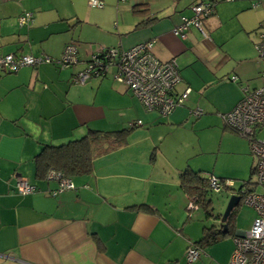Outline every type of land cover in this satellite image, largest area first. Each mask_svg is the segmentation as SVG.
<instances>
[{
    "label": "crops",
    "instance_id": "1",
    "mask_svg": "<svg viewBox=\"0 0 264 264\" xmlns=\"http://www.w3.org/2000/svg\"><path fill=\"white\" fill-rule=\"evenodd\" d=\"M98 1L103 6L114 0ZM162 1L127 0L130 5L117 10L119 30L107 48L150 42L159 61H175L181 82L174 91L189 88L190 94L166 116L147 111L114 81L113 70L84 84L73 82L91 59L86 43L81 58L82 42L75 40L77 27L89 22V12H78L76 0H0V57L30 54L58 62L64 48L77 43L75 67L40 63L14 73L0 70V264H181L187 248L202 237L203 229L196 240L187 226L200 209L187 211L179 187L187 163L179 154L178 131L221 118L243 98L242 89L260 85L263 65L254 47L264 6L221 0L231 10L224 17L213 0L214 13L202 19L201 30L189 27L181 36L175 30L182 17H190L186 11L211 0ZM83 2L90 7L89 0ZM26 13L32 21L20 27L18 18ZM194 110L202 114L191 116ZM129 126L123 146L95 158L89 174L69 179L73 189L53 194L56 180L35 178L33 159L42 146L79 139L89 130ZM21 179L35 191L17 193ZM202 253L204 248L191 264Z\"/></svg>",
    "mask_w": 264,
    "mask_h": 264
},
{
    "label": "built area",
    "instance_id": "2",
    "mask_svg": "<svg viewBox=\"0 0 264 264\" xmlns=\"http://www.w3.org/2000/svg\"><path fill=\"white\" fill-rule=\"evenodd\" d=\"M123 1V0H122ZM228 2L232 0H227ZM254 5H263L264 0H251ZM90 7L100 8L98 0H89ZM192 16L182 17L180 26L175 34L184 36L189 27L201 30L202 19L211 13L208 3H199L191 7ZM31 15L26 13L18 18V25L31 23ZM152 43L145 42L134 45L127 50L115 48H100L91 55L83 70L73 76V82L84 84L89 78L104 77L113 70L112 78L120 85H124L136 97L147 111H158L162 116L170 114L176 107H180L187 100L190 89L175 93V88L181 82L179 70L172 59L167 62L159 61L151 52ZM255 51L264 66V25L258 34ZM40 63H53L59 68H68L77 63L76 44H68L63 51L62 58L53 62L46 56H33L30 54L6 55L0 57V70L14 73L22 67H35ZM236 82V77H231ZM243 98L228 113L220 117L226 128L250 142V148L255 157L254 174L258 184L264 183V67L260 74V86L247 90L242 89ZM190 114L199 117L200 110L190 111ZM140 125V121L136 123ZM261 134L262 137H258ZM53 177V174L49 176ZM209 188L213 192H220L229 187L215 176L207 174ZM55 193L73 189L70 181H60ZM17 193L27 195L35 188L24 180L16 184ZM235 195L239 196L245 204L252 207L255 217L247 232L240 233L233 238L234 249L228 264H264V195H258L253 190L239 189ZM187 211L197 209L193 201L187 202ZM202 249L190 245L185 254L188 263H194L200 256Z\"/></svg>",
    "mask_w": 264,
    "mask_h": 264
},
{
    "label": "rangeland",
    "instance_id": "3",
    "mask_svg": "<svg viewBox=\"0 0 264 264\" xmlns=\"http://www.w3.org/2000/svg\"><path fill=\"white\" fill-rule=\"evenodd\" d=\"M76 1L75 6L78 12H89L87 13L89 22L85 21L86 23L83 24L82 28L81 25L77 27L75 37V40L84 43H79V50L82 52L81 58L83 59L86 45L89 49L90 57L94 52L100 50V48H107V46H109L108 44L116 38L112 35L119 30L118 22L115 19L116 14H119L118 11L124 10L125 8L123 7L129 3L127 0H114L111 5H109L107 1H104L105 3H103L104 5L102 7L92 8L89 7L86 2L82 3L83 0ZM216 1V4L222 5L220 7L222 16L229 17L231 10L223 6L226 2H221V0ZM158 2L163 4L165 1L158 0ZM186 12H188L187 14L189 16H192V11L190 9ZM234 42L235 41H233L232 44H234ZM261 63L263 65V62ZM73 66L75 67L77 64ZM257 84L258 81L254 85L256 86ZM224 92L226 96H231L232 94V91L229 92L226 89H224ZM212 114L215 115V111H213ZM203 117H206L205 114L201 119H203ZM197 122L199 123L196 124L193 130L188 129L187 131L181 129V131H178L181 136V149L179 148L181 160L186 161V166H190L194 171H199L201 175L205 176V174H211L217 177L229 188H224L217 193L207 190L205 196L210 202V212L212 215L209 219L205 218L206 215L203 210L193 211L187 226L190 228L189 232L191 231V237L193 238L194 236L196 240L200 237L204 227H211L214 222L225 214L230 198L234 196L239 189H254L255 194L264 195V183L258 184L253 172L255 157L251 152L249 140L239 136L229 128H226L224 122L221 118H218V116L216 119L211 118ZM258 137H262L261 134H259ZM172 143L175 144L176 141L172 140L170 145H173ZM254 217L255 213L252 207L245 204L243 200H240L237 207H235L232 217V234L226 239L218 240L204 247L206 254L202 253V258L195 264H228L234 249L233 237L237 233L247 232L252 225ZM181 264L191 263L183 259Z\"/></svg>",
    "mask_w": 264,
    "mask_h": 264
},
{
    "label": "trees",
    "instance_id": "4",
    "mask_svg": "<svg viewBox=\"0 0 264 264\" xmlns=\"http://www.w3.org/2000/svg\"><path fill=\"white\" fill-rule=\"evenodd\" d=\"M199 3H208L210 5L211 13L209 16L214 13L213 0ZM132 129L133 126L110 132L89 130L79 139L60 145L42 146L39 153L33 159L35 178L38 180L54 179L59 184L63 180L69 181L73 176L89 174L93 160L123 146L126 143L127 135ZM51 174H53L52 178L49 177ZM178 182L179 187L185 192L187 200L193 201L199 209L203 210L206 219L212 217L210 202L205 196L207 190L213 192L208 186L207 174L205 176L201 175L199 171H194L187 166L179 173ZM234 211L235 208L227 216L225 226L222 227L223 229L214 226L215 224L211 227H204L202 237L191 245L203 249L211 243L228 238L232 234L231 227Z\"/></svg>",
    "mask_w": 264,
    "mask_h": 264
},
{
    "label": "water",
    "instance_id": "5",
    "mask_svg": "<svg viewBox=\"0 0 264 264\" xmlns=\"http://www.w3.org/2000/svg\"><path fill=\"white\" fill-rule=\"evenodd\" d=\"M240 198L237 195H234L230 198L229 203L227 205V209L225 211V214L218 220L219 222V227H224L225 225L224 222L226 221L227 216L230 214V212L235 208V206L237 205V203L239 202Z\"/></svg>",
    "mask_w": 264,
    "mask_h": 264
},
{
    "label": "flooded vegetation",
    "instance_id": "6",
    "mask_svg": "<svg viewBox=\"0 0 264 264\" xmlns=\"http://www.w3.org/2000/svg\"><path fill=\"white\" fill-rule=\"evenodd\" d=\"M224 224H225V222H224ZM224 224H222V225H224ZM216 225H218V227H219L220 224H219L218 221L215 222V225H214V226H216ZM220 228H221V227H220ZM222 229H223V228H222Z\"/></svg>",
    "mask_w": 264,
    "mask_h": 264
},
{
    "label": "clouds",
    "instance_id": "7",
    "mask_svg": "<svg viewBox=\"0 0 264 264\" xmlns=\"http://www.w3.org/2000/svg\"><path fill=\"white\" fill-rule=\"evenodd\" d=\"M239 201H240V200H239ZM235 236H236V235H235ZM235 236H234V237H235Z\"/></svg>",
    "mask_w": 264,
    "mask_h": 264
}]
</instances>
